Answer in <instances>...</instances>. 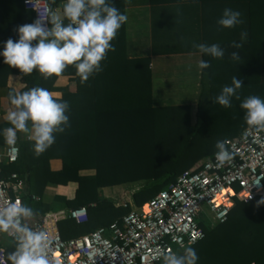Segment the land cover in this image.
I'll return each instance as SVG.
<instances>
[{
  "label": "trees",
  "instance_id": "16d2710c",
  "mask_svg": "<svg viewBox=\"0 0 264 264\" xmlns=\"http://www.w3.org/2000/svg\"><path fill=\"white\" fill-rule=\"evenodd\" d=\"M6 1L21 10L22 25L33 22V14L24 9L23 0ZM111 2L124 14V0ZM188 2L201 5V43L218 44L224 50L219 59L201 54L211 66L202 70L194 124L190 122L188 106L152 105L150 59L127 58L124 24L112 41L116 50L109 51L101 62L102 71L84 83L74 66L48 80L35 70L20 78L19 70L6 65L0 56V87H7L8 76L16 75L24 85L19 92L43 87L52 93L60 92L59 97H54L69 103L66 114L70 126L54 134L55 142L44 153L37 156L33 140L19 139L17 162L1 166V177L16 173L24 181L21 201L37 216L86 209L85 223L67 218L58 222L62 239L78 237L99 227L119 226L121 218L131 211L130 206H114L100 199V189L143 182L132 195L134 206L142 207L183 172L200 169L218 151L217 141L225 142L248 127L245 110L240 107L244 99L252 95L264 99V23L258 19L260 7L252 0H149L151 5ZM225 8L239 11L243 23L234 28H219L217 20ZM241 32H247V38L242 47L235 48L233 42L241 43ZM15 35L13 41L18 40V31ZM232 52L239 54V60L231 58ZM233 76L242 81L243 86L237 90L240 99L233 96L232 106L224 108L215 100L223 86H231ZM60 77H68L69 82L58 89L56 82ZM7 89L8 97L13 90ZM6 127V122L0 125V132ZM53 159L61 161L60 170L50 169L49 161ZM88 170L94 173L80 174ZM48 184L58 189L51 204L42 201ZM33 196L39 200H33ZM262 201L264 196L235 203L227 221L214 227L200 220L205 238L192 246L199 257L197 264H264ZM12 247V240L4 245L6 260L14 250Z\"/></svg>",
  "mask_w": 264,
  "mask_h": 264
},
{
  "label": "clouds",
  "instance_id": "9594fccd",
  "mask_svg": "<svg viewBox=\"0 0 264 264\" xmlns=\"http://www.w3.org/2000/svg\"><path fill=\"white\" fill-rule=\"evenodd\" d=\"M55 2L49 0L45 14L38 15L31 24L19 26L18 40L9 38L0 56L6 65L19 70L20 78L35 70L44 80H48L52 76H61L68 66H74L76 75L84 83L94 73L102 71L101 62L109 51L116 50L112 41L128 18L111 0H66L59 14L52 8ZM240 17L239 11L225 8L217 25L221 29L234 28L243 23ZM247 35V32H241V43L233 42L232 46L242 47ZM193 47L200 54L213 58L224 56V50L218 44L200 43ZM231 58L239 60V54L232 52ZM210 66L203 59L197 65L201 71ZM242 86V81L233 76L231 86H223L215 103L230 108L233 96L240 99L237 90ZM8 99L13 106V110L7 114L12 127L3 131L8 145L16 143L18 132L30 134L34 141V152L39 156L55 142V133H62L70 126L66 114L69 103L55 98L46 88L11 91ZM240 107L245 110L244 119L248 129L264 133V99L252 95L244 99ZM244 139H247V133ZM215 147L218 150L215 153V167L221 168L233 161L235 154L223 141H217ZM37 215L20 200L0 206V234H6L13 241L14 250L7 254L8 264H54L49 255L52 239L32 226ZM198 259L191 246L182 247L179 252L168 250L162 255L163 264H197Z\"/></svg>",
  "mask_w": 264,
  "mask_h": 264
},
{
  "label": "built area",
  "instance_id": "2783aa9c",
  "mask_svg": "<svg viewBox=\"0 0 264 264\" xmlns=\"http://www.w3.org/2000/svg\"><path fill=\"white\" fill-rule=\"evenodd\" d=\"M48 2L23 0V7L35 20L45 14ZM65 2L56 0L53 10L60 13ZM224 143L235 154L231 163L215 167V152L200 169L183 172L142 207L124 215L119 226L99 227L62 239L58 222L67 218L85 223L87 212L83 207L36 216L32 226L52 239L49 255L54 264H159L168 250L179 252L205 238L200 220L210 227L223 224L235 203L264 196V133L247 127ZM18 156L17 141L14 145L0 144V206L21 201L24 181L16 173L1 177V166L16 163ZM217 197L221 198L219 204L215 203ZM32 199L39 200L35 196ZM3 235L12 238L0 234V264H8L1 243Z\"/></svg>",
  "mask_w": 264,
  "mask_h": 264
},
{
  "label": "crops",
  "instance_id": "0c3cea01",
  "mask_svg": "<svg viewBox=\"0 0 264 264\" xmlns=\"http://www.w3.org/2000/svg\"><path fill=\"white\" fill-rule=\"evenodd\" d=\"M252 1L260 7L261 15L257 18L264 23V14H262L264 0ZM124 14L128 18L124 23L127 58L150 59L152 105L154 107L188 106L190 115L196 113L202 80V71L198 70L197 65L202 55L193 45L201 43L200 3L151 5L149 0H124ZM22 22L21 10L18 6L10 1L0 0L1 52L5 42L9 38L14 39L17 28L22 26ZM68 82V77H60L57 79L56 87L63 88ZM6 85L15 92H19L24 87L16 75H9ZM7 87H0V125L6 122V128L12 127L7 120V114L13 110L7 97ZM53 96L59 97L60 92H53ZM3 131L0 132V144L6 143ZM19 139L32 141L30 134L18 132L17 141ZM49 166L51 170H60L61 161L50 160ZM57 191L55 185L48 184L42 201L53 203Z\"/></svg>",
  "mask_w": 264,
  "mask_h": 264
},
{
  "label": "rangeland",
  "instance_id": "374dc122",
  "mask_svg": "<svg viewBox=\"0 0 264 264\" xmlns=\"http://www.w3.org/2000/svg\"><path fill=\"white\" fill-rule=\"evenodd\" d=\"M190 122L191 124H194L196 122V113L193 115H190ZM94 171H82L80 172L81 175H90L93 174ZM139 183H129L124 184L116 187H110V188H103L98 191V195L100 199L108 200L114 204V206H124L128 204L130 206V210L135 209V206L132 202V195L138 190ZM46 200V196L44 198ZM44 202V201H43ZM10 241L8 238H6L5 235L2 236V244H6Z\"/></svg>",
  "mask_w": 264,
  "mask_h": 264
},
{
  "label": "bare ground",
  "instance_id": "6f19581e",
  "mask_svg": "<svg viewBox=\"0 0 264 264\" xmlns=\"http://www.w3.org/2000/svg\"><path fill=\"white\" fill-rule=\"evenodd\" d=\"M221 202V198L217 197V199L215 200V203L219 204Z\"/></svg>",
  "mask_w": 264,
  "mask_h": 264
}]
</instances>
